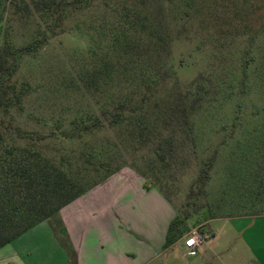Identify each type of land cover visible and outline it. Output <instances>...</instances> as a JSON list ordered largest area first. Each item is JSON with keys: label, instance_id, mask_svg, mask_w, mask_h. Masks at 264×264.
I'll use <instances>...</instances> for the list:
<instances>
[{"label": "rangeland", "instance_id": "1", "mask_svg": "<svg viewBox=\"0 0 264 264\" xmlns=\"http://www.w3.org/2000/svg\"><path fill=\"white\" fill-rule=\"evenodd\" d=\"M5 39L18 53L0 120L50 156L104 148L120 169L48 231L73 234L80 215L82 232L141 249L170 217L144 181L178 215L154 264H184L175 245L203 223L264 214V0H5Z\"/></svg>", "mask_w": 264, "mask_h": 264}, {"label": "trees", "instance_id": "2", "mask_svg": "<svg viewBox=\"0 0 264 264\" xmlns=\"http://www.w3.org/2000/svg\"><path fill=\"white\" fill-rule=\"evenodd\" d=\"M5 40L0 48V114L8 112L14 95L12 76L18 53ZM11 130L0 120V250L120 170L112 169L104 148L93 149L80 159L75 155L59 158L45 152L44 137ZM92 130L86 128L87 132ZM133 169L139 173L136 167Z\"/></svg>", "mask_w": 264, "mask_h": 264}, {"label": "crops", "instance_id": "3", "mask_svg": "<svg viewBox=\"0 0 264 264\" xmlns=\"http://www.w3.org/2000/svg\"><path fill=\"white\" fill-rule=\"evenodd\" d=\"M120 174L118 177L127 173ZM113 178L117 177L112 176L109 180ZM141 184L146 198L151 195L158 203L164 202L170 210L163 233L140 234L138 246L141 249L129 248L128 234L97 235L82 232L80 225L84 224V220L87 222V217L79 215L75 218L77 226L73 234L67 233L63 238L48 231L47 227L44 228L48 220L37 225L0 250V264H154L161 261L164 253L170 250L163 251L161 246L167 244L170 227L178 215L159 189L145 188L144 181ZM83 197L61 212L65 214L75 202H81ZM63 216L66 223L68 217ZM203 225L208 240L195 255H185L184 264H264V214L215 218ZM147 240L151 244H147ZM185 240L175 246L188 250Z\"/></svg>", "mask_w": 264, "mask_h": 264}, {"label": "built area", "instance_id": "4", "mask_svg": "<svg viewBox=\"0 0 264 264\" xmlns=\"http://www.w3.org/2000/svg\"><path fill=\"white\" fill-rule=\"evenodd\" d=\"M208 240V234L204 231H193L185 240V246L191 250L190 255H195Z\"/></svg>", "mask_w": 264, "mask_h": 264}]
</instances>
